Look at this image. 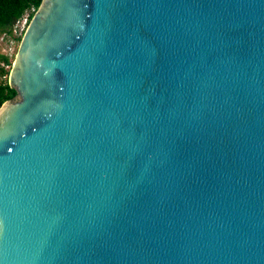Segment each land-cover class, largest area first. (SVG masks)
<instances>
[{
  "label": "water",
  "instance_id": "95a60500",
  "mask_svg": "<svg viewBox=\"0 0 264 264\" xmlns=\"http://www.w3.org/2000/svg\"><path fill=\"white\" fill-rule=\"evenodd\" d=\"M0 108V264H264V0H43Z\"/></svg>",
  "mask_w": 264,
  "mask_h": 264
},
{
  "label": "trees",
  "instance_id": "16d2710c",
  "mask_svg": "<svg viewBox=\"0 0 264 264\" xmlns=\"http://www.w3.org/2000/svg\"><path fill=\"white\" fill-rule=\"evenodd\" d=\"M43 0H0V36L12 34L14 25L29 14L30 20L40 7ZM22 37L19 39L21 40ZM12 61L7 55L0 53V108L2 105L16 97L17 92L9 85Z\"/></svg>",
  "mask_w": 264,
  "mask_h": 264
},
{
  "label": "rangeland",
  "instance_id": "374dc122",
  "mask_svg": "<svg viewBox=\"0 0 264 264\" xmlns=\"http://www.w3.org/2000/svg\"><path fill=\"white\" fill-rule=\"evenodd\" d=\"M20 24V28H21ZM24 31V30H23ZM23 31L21 29L18 30L17 36L14 37L13 32L12 34H3L0 36V53L7 55L9 59L12 61V66L14 64L16 54L20 45V37H22ZM17 37V38H16ZM11 66V68H12ZM6 69H10L9 66ZM11 70V69H10ZM9 79V78H8Z\"/></svg>",
  "mask_w": 264,
  "mask_h": 264
},
{
  "label": "built area",
  "instance_id": "2783aa9c",
  "mask_svg": "<svg viewBox=\"0 0 264 264\" xmlns=\"http://www.w3.org/2000/svg\"><path fill=\"white\" fill-rule=\"evenodd\" d=\"M29 22H30L29 14H26L22 19L17 21V23L14 25V28H13L14 37L17 36V34H18L17 32H18L19 29H21L22 31L23 30L25 31V29L27 28ZM20 24L22 25L21 28H20ZM24 31H23V33H24Z\"/></svg>",
  "mask_w": 264,
  "mask_h": 264
}]
</instances>
